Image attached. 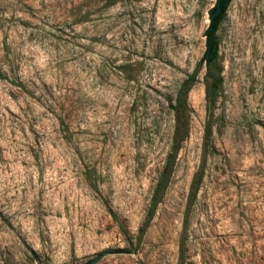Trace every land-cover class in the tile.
Masks as SVG:
<instances>
[{"label":"rangeland","instance_id":"374dc122","mask_svg":"<svg viewBox=\"0 0 264 264\" xmlns=\"http://www.w3.org/2000/svg\"><path fill=\"white\" fill-rule=\"evenodd\" d=\"M215 1L0 0V264H177L185 213L186 264H264V0H231L210 147L201 68L135 239Z\"/></svg>","mask_w":264,"mask_h":264},{"label":"trees","instance_id":"16d2710c","mask_svg":"<svg viewBox=\"0 0 264 264\" xmlns=\"http://www.w3.org/2000/svg\"><path fill=\"white\" fill-rule=\"evenodd\" d=\"M231 0H220V11L210 21L208 28L205 31L206 46L203 54L198 61L193 71L180 83L173 99L169 101V108L173 114L174 125L170 139V143L165 154L163 164L158 171L154 187L152 189L148 206L145 212L144 219L138 228L135 236L136 244L139 245L142 238L147 231L157 209L158 204L163 199L166 189L169 185L170 178L173 173L174 165L178 153L182 147V143L186 140L190 133V116L191 108L188 103V93L197 82L198 74L201 68L205 69L204 73V93H205V110H206V124L204 131V148L209 149V139L212 134V127L214 124L213 116L218 98L220 97L221 88L223 85V66L219 53L220 40L217 36V31L222 24ZM216 9L214 5L210 14ZM204 173V162L199 169L194 173L191 184L189 197L187 200L186 212L194 202L199 186L202 182ZM183 222V229H186V218ZM122 227V226H121ZM180 238L178 245V262L177 264H186V245H185V231ZM122 233L126 234V229L122 228ZM102 253L98 254L94 259L89 260L83 264H93Z\"/></svg>","mask_w":264,"mask_h":264},{"label":"water","instance_id":"95a60500","mask_svg":"<svg viewBox=\"0 0 264 264\" xmlns=\"http://www.w3.org/2000/svg\"><path fill=\"white\" fill-rule=\"evenodd\" d=\"M219 1H220V0H216V1H215L216 9L210 14L209 24H210V21L212 20V18L215 16V14H217V13L220 11Z\"/></svg>","mask_w":264,"mask_h":264}]
</instances>
